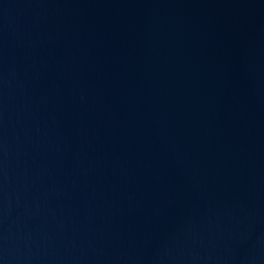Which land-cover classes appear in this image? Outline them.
<instances>
[{"label": "water", "instance_id": "obj_1", "mask_svg": "<svg viewBox=\"0 0 264 264\" xmlns=\"http://www.w3.org/2000/svg\"><path fill=\"white\" fill-rule=\"evenodd\" d=\"M0 264H264V0H0Z\"/></svg>", "mask_w": 264, "mask_h": 264}]
</instances>
